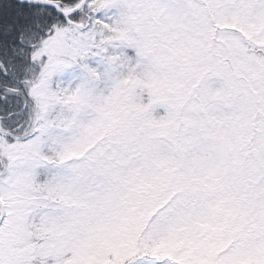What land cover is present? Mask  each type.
<instances>
[{"label":"snow or ice","instance_id":"1","mask_svg":"<svg viewBox=\"0 0 264 264\" xmlns=\"http://www.w3.org/2000/svg\"><path fill=\"white\" fill-rule=\"evenodd\" d=\"M0 264H264V0H0Z\"/></svg>","mask_w":264,"mask_h":264}]
</instances>
